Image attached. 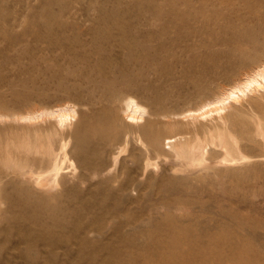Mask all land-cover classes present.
Here are the masks:
<instances>
[{"label": "rangeland", "instance_id": "obj_1", "mask_svg": "<svg viewBox=\"0 0 264 264\" xmlns=\"http://www.w3.org/2000/svg\"><path fill=\"white\" fill-rule=\"evenodd\" d=\"M261 25L264 0H0V161L10 149L4 138L31 127L54 128L51 117L19 116L67 104L77 111L72 122L51 132L58 134L55 150L61 137L67 141L69 159L50 189L8 174L0 162L1 189L13 182L5 189L16 195L32 186L31 199L49 195L60 208L56 218L43 216L51 229L32 245L22 244L21 255L14 224L28 221H10V204L0 201V264L11 257L10 264H156L158 255L148 246L179 231V253L193 264H264V88L255 86L232 101L225 112L231 120L224 113L192 120L182 114L256 69L248 61V69L227 70L213 64L210 54L222 53L220 61L234 58L240 48H250L237 36ZM259 47L264 50V43ZM251 49L253 59L264 60V51ZM128 97L148 110L139 122L125 119L121 100ZM233 112L244 115L237 119L244 127L236 122L242 134L233 131ZM231 122L226 131L235 132L229 133L234 149L217 135ZM144 124L161 130L163 148L146 146ZM79 130L98 145L99 172L75 168L71 148L86 138L75 139ZM169 135L189 142L195 160L177 156ZM55 238L65 244L56 241L51 250L44 245L43 239Z\"/></svg>", "mask_w": 264, "mask_h": 264}, {"label": "bare ground", "instance_id": "obj_2", "mask_svg": "<svg viewBox=\"0 0 264 264\" xmlns=\"http://www.w3.org/2000/svg\"><path fill=\"white\" fill-rule=\"evenodd\" d=\"M243 31L244 32L241 33L240 36H237V40H239L241 42L248 43L250 45V48H245V47L240 48L238 50V54L236 56H234V58L231 59L228 56L226 58V60H223V61H220V58H219L222 55V53L215 52V51L211 52L210 57H212V63L213 64L214 63L215 64H219V65L222 64L224 69L227 68V70H228L229 68H231V71H232V68H234L235 66L236 67L239 66L242 69H244L247 66H249L250 64H253V63L256 62V64H258L257 66L255 65L256 69L254 68V70L252 72H250V73L244 72V73H247L244 79H242V76H243L244 73H241L242 74L241 78L238 77V78H240L239 79L240 82L238 81L236 84H234L236 82L235 81L234 83H232L233 85H231V83H230V85H231L230 87L225 88V90L221 89V91H218L219 93H216L217 92L216 91L215 94H212L213 96H211V98L209 100H207L205 103H203L202 106H200L198 108H195V109H189V110H186V111L182 112L184 120H185V117L190 118V120H192V118H196V117H201V118L205 117L206 118L207 116L209 117V116L213 115L214 113L220 114V115H221V113H224V117H225L226 109L229 108V104L232 101H236V100H238V98H241V96L246 95L247 93L252 91L255 86H258L259 89L260 88H264V60H262V61L258 60L257 61V60H255L256 56L253 59L251 57V54H250L251 52L249 50V49L252 48L256 52H257V50L261 51L260 49H262V48L259 47V46L262 43H264V25H261L260 27H254L252 29L245 28ZM258 47H259V49H258ZM252 49H251V51H252ZM262 51H264V50H262ZM262 51L259 52V53H263ZM225 55H227V54H225ZM217 59H219V61ZM248 61H251L249 65H248ZM252 67H254V66H252ZM212 69L213 68H211L210 70H212ZM220 69H221V67H220ZM238 69H240V68H238ZM242 69H240V71ZM246 69H248V68H246ZM202 72H203V70H202ZM216 72L217 71H215L214 73H216ZM219 72H221V71H219ZM230 73H232V72H230ZM219 74H217V76L216 75L215 76L218 77ZM223 74H224V72H223ZM220 75L224 77V75H226V74H224V75L220 74ZM229 76L227 77V80H228V78L230 79ZM202 77H204V76L202 75ZM214 79L216 80L217 78H214ZM220 79H221V77H220ZM220 79H217V81H219ZM212 80L213 79H211L210 81H212ZM223 80H225V79H223ZM217 81H215V82H217ZM203 82L205 83V81H203ZM213 82H214V80H213ZM222 83L223 82H221V84ZM222 85H225V84H222ZM196 86H198L199 88H206L207 87V85H204L203 83H201V81L200 82L197 81ZM212 88H213V86H212ZM222 90H224V91H222ZM208 97L209 96H207V98ZM251 100H252V98H251ZM122 102L124 103L122 105L123 110H124V112H126L125 119L127 121H129V122H132V121H134V122L138 121L139 122V120H142L145 117V115L148 113L147 108H145L143 105H141L133 97H128L126 100H123V101L121 100V103ZM261 110L262 109H260V111ZM231 111H234V110H231ZM157 113H159V112H157ZM229 113H227V114H229ZM76 114H77L76 108L73 105L67 104V105H64V106H58V107H56L54 109L41 110L37 114L35 112H33V113L29 112L28 114L22 115V116H19V117L21 119H23V120H26V121H33V120H36L37 118H39L41 116L42 117H45V116L51 117V118H53L55 120L54 121L55 123L53 124L54 125L53 129L56 130L57 126H59L62 129L63 127H65V125H67L68 123L72 122V120L76 117ZM233 114H234V117L237 116L236 120L234 119L235 120L234 121L235 125L233 124L234 125L233 127H232V123L233 122H231V126H229V124H227V127L229 126V128H227L225 130H221V129L218 130L217 129L218 127L216 126L217 127L216 129L218 130L217 135H219L221 140L226 141L231 146L232 149H234L236 147V143H235L234 138H233V140L231 139L232 137L229 136V133L233 134L235 132L231 133V132H227V131H228V129L230 131V127L233 128V131L235 129L237 130V128H239V126H241V125L243 126L244 123H245L244 122V120H245L244 115L242 116V114H240V116H239V113L235 115L234 112H233ZM217 116L219 117V115H217ZM231 116L232 115H228L226 117H230V120H231V118H232ZM16 117L18 118V116H16ZM226 117H225V119H227ZM20 118H18V119H20ZM240 118L241 119L244 118L242 123H240V121H239ZM250 118H252V116L249 117L248 119H250ZM258 118H259V115L257 116V121H258ZM218 119H220V121L222 122L223 118L221 119V116H220V118H218ZM237 119H239V120H237ZM182 120H183V118H182ZM227 121H225V122H227ZM251 121H253V120H251ZM216 122L214 123L213 126L216 125ZM236 122L240 123V125L238 126ZM248 122H250V120H248ZM253 123H251L252 129L254 127L252 125ZM150 124L154 125L153 122H150ZM224 124H226V123H224ZM256 124H255V126H256ZM220 125L221 124L219 122V126ZM236 125H237V128H236ZM259 125H261V123ZM259 125H257V126L259 127ZM213 126H212V128L214 129ZM21 127H22V129H24V133H25L26 126H24V128H23V126H21ZM224 127H225V125H224ZM262 128H260L259 131H262L263 130ZM31 129H28L30 132L27 131L26 134L23 133L24 135H21V136L18 133V135H17L18 137L15 136V137H17L15 139H14V136H13V138L12 137L4 138L7 141V147H9L10 149L7 151V157L3 158L0 162L2 163L3 169H7V172H9L8 174H10V173H12L13 175L15 174L16 177H17V175H19L20 177L22 176L23 178H25V181H31L34 185L37 186V188L39 187L41 189H44V188L45 189H50L52 187L51 181L56 180L58 182V178L60 177L62 172H65L64 168H66V167H64V164L66 163V160L69 159L68 158V153L69 152L67 151V148L69 149V146L67 147V145H68L67 141H62L63 137H61V145H60L58 150H55L56 148H54L53 143L56 140V138H54L53 136L54 135H58L57 132H56L57 130L55 131L56 133L53 135L51 133L53 129L51 130L50 128H49L50 130H48V131L45 128V130L47 132H45V131L43 132L38 127H34V128L31 127ZM215 130H213V131H215ZM253 130H255V129H253ZM141 131H142L146 141L148 142V143H146L147 147H149V148L150 147H154V148H163L164 147V144L162 142V132H161V130L156 129L154 127H150L147 124H144V125H142ZM237 131H240V130L238 129ZM243 131L244 130L242 129V131H240L239 134H242ZM100 132L102 133V128L100 129ZM248 132H249V130H248ZM58 133H60L59 130H58ZM244 133H247V132L245 131ZM255 133H256V131H255ZM262 133H263V131H262ZM214 134H215V132H214ZM84 135L86 136V138H84L80 143H78L76 146L71 148V150L73 149V152H74V154L77 157V165L75 166V168L80 167L81 170L82 169H86V170H88V171H90L92 173L99 172V164L96 163L95 158H94V155L97 153L98 145L90 137H88V132L86 130H83V131L79 130L78 132H76L75 133V139L76 140L82 139L84 137ZM208 136H209V134H208ZM243 136H245V135L243 134ZM262 136H261L260 139H263ZM173 137H174L173 135H169L168 136L169 140H168L167 144H170L169 147L173 148L175 154L177 156H179V157H182V158H189V160H191V161L195 160L194 157L193 158L189 157V154H191V150H192V148L189 147L190 143L186 142V141L185 142L181 141V143H178L179 140L178 141H176L177 139L172 140ZM2 139L3 138H2V135H1V137H0V152L3 150L2 145H1L2 144ZM12 140H14L15 142H13ZM215 140H216V138H215ZM224 141L222 143L225 144ZM237 141H239V140L237 139ZM259 141H262V140H259ZM69 142H71V141H69ZM168 154H170V153H168ZM171 155L173 156V154H171ZM262 155H264V154H262ZM0 157H2V155ZM236 158H237V156H236ZM243 158L240 159V162L243 160ZM150 160H152V159H150ZM150 160L148 159L147 162H146L145 172L148 171L149 166L152 164V161H150ZM233 160H234L233 162L235 163L236 160L235 159H233ZM233 162H230V163H232V165H233L234 164ZM238 162H239V159H238ZM246 162H248V161H246ZM72 164H74V162H72ZM235 165H236V163H235ZM253 165H256V164H253ZM238 170H239V168H238ZM96 175H97V173H96ZM19 176H18V179L20 178ZM13 180H15V179H13ZM10 181H11V179H10ZM10 183H13V182H9L8 181L7 185L8 184L10 185ZM7 185L3 186L2 189L0 187V189H1L0 190V201H4V202H7V204H10L9 205V212H10L9 217H10V219H12L10 221H13V223L17 222L18 220H20V221L21 220L22 221H26L27 220L28 221L27 224L26 223L25 224L22 223L24 225L23 227L20 226L21 222L19 224V221H18V223L14 224L15 227L18 229L17 231L19 232L18 233L19 235L17 236L19 240L18 241L16 240V247H17V249H20L22 244H27V246H28V245H32V243L34 241H37V235L49 232V230L51 229L50 225L48 223H46L47 219H45L43 216L44 215L45 216H53L54 218H56L58 212H60V208H59V206L57 204L52 202V198L53 197L52 196L50 197L49 195H47V196L39 195V197H35V198L31 199V196L33 195L32 191H34V190H32L33 189L32 186H30L29 189H23L22 186H20L23 189V191L21 192L19 190L20 192L16 193V195H15V193H10L9 191H7L5 189ZM18 185H16V186L19 188ZM11 186H13V185H11ZM71 187H73V186H71ZM13 190L14 189H12L11 192H13ZM14 192H15V190H14ZM95 193H97V192H95ZM96 196L99 197L98 194ZM6 199H8V200H6ZM67 206H69V205H67ZM54 218H52V219L54 220ZM48 219H50V217ZM58 224H59V221H58ZM77 224H79V223H77ZM176 228H178V227H176ZM177 231H179V230H177ZM163 235L164 236L156 237V239H155L156 242H154V244L152 246H148L149 249H152L153 254H157L158 255L157 261H156L157 263L155 262L156 264H193L194 263V261H193L191 256L184 257V256H181L180 253H179V249H181V248H179L180 247V242H181V239H183L182 233L180 231L178 233L177 232H175V233L173 232V233L167 234L166 236H165V234H163ZM63 240H64V238H63ZM63 240L60 239V238H58V239L55 238V239H50V240L47 239L45 241L43 239V242H44V245L45 244L49 245L50 246L49 249L51 250L54 247V245H55L54 243L56 241H59L58 243H64ZM12 242H14V241H12ZM119 245H121V244L119 243ZM130 246H131V244H130ZM106 251H107V249H106ZM131 251H132V249H131ZM19 253L22 255V250L21 249H20ZM109 253H112V251L108 250V254ZM137 253L139 254V252H137ZM117 255H119V250H117ZM109 256H110V254H109ZM114 257H116V256L114 255ZM93 258H91V259H93ZM115 259L117 260V258H115ZM122 260H126V259H122ZM6 261H7V262H5L6 264H10L14 260H13V257H11V258H8ZM63 261H65V260H63ZM149 261H151V260H149ZM118 262H119V259H118ZM31 263L34 264V262H31ZM120 263L122 264V261ZM120 263H118V264H120ZM132 263H133V261H132ZM142 263H144V262H142ZM27 264H30V262L27 263ZM91 264H92V262H91Z\"/></svg>", "mask_w": 264, "mask_h": 264}]
</instances>
